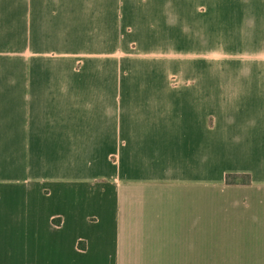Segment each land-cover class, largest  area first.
<instances>
[{"label":"crops","instance_id":"obj_1","mask_svg":"<svg viewBox=\"0 0 264 264\" xmlns=\"http://www.w3.org/2000/svg\"><path fill=\"white\" fill-rule=\"evenodd\" d=\"M221 2L0 0L19 43L0 79V264L264 259V64L203 79L198 26ZM243 7L264 23V0Z\"/></svg>","mask_w":264,"mask_h":264},{"label":"rangeland","instance_id":"obj_2","mask_svg":"<svg viewBox=\"0 0 264 264\" xmlns=\"http://www.w3.org/2000/svg\"><path fill=\"white\" fill-rule=\"evenodd\" d=\"M208 10L210 13L205 16L209 17L210 22L198 26L203 30L204 37L203 79L243 80L249 78L247 72L250 67L254 69L257 65L264 64V23L244 22L246 19L244 18L243 0H223L220 6ZM212 17L214 20H211ZM2 27L0 25V79L14 78L15 73L6 70L19 66V43L15 35L9 36L10 39H5L4 27ZM188 29H192V25H188ZM212 49L213 53L210 52ZM213 69L220 71L212 72ZM251 73L252 78L258 75L255 71ZM229 176L236 177V182H249L247 175L229 174ZM183 261V264H264V259L259 256L183 259ZM172 264H180V259H172Z\"/></svg>","mask_w":264,"mask_h":264},{"label":"trees","instance_id":"obj_3","mask_svg":"<svg viewBox=\"0 0 264 264\" xmlns=\"http://www.w3.org/2000/svg\"><path fill=\"white\" fill-rule=\"evenodd\" d=\"M237 181V178L236 177H233V176H226V182L228 183H232V182H236Z\"/></svg>","mask_w":264,"mask_h":264}]
</instances>
